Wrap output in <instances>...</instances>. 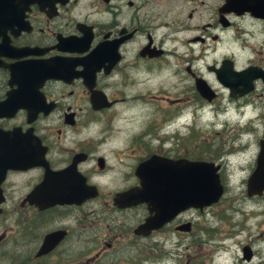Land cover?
Segmentation results:
<instances>
[{"label": "flooded vegetation", "instance_id": "1", "mask_svg": "<svg viewBox=\"0 0 264 264\" xmlns=\"http://www.w3.org/2000/svg\"><path fill=\"white\" fill-rule=\"evenodd\" d=\"M189 1L196 18L202 1ZM159 2L175 4L0 0V264H169L186 239L196 248L177 249L174 264H216L212 251L235 243L233 264H264L261 8L220 0L213 25L185 27L181 9ZM206 26L214 43L196 33ZM224 61L247 70V92L219 81ZM186 160L214 167L210 205H181ZM154 177L163 201L117 199L147 196Z\"/></svg>", "mask_w": 264, "mask_h": 264}, {"label": "water", "instance_id": "2", "mask_svg": "<svg viewBox=\"0 0 264 264\" xmlns=\"http://www.w3.org/2000/svg\"><path fill=\"white\" fill-rule=\"evenodd\" d=\"M242 1L243 0H241V2ZM254 1H257L256 3L261 8V12L259 13V15L264 18V0H254ZM246 3L247 2H243L241 4L242 7L240 11L243 10ZM246 75H247V70L233 71L231 70V68H229V62H226V61L222 63V66L218 69V72H217L219 81L223 85L229 86L230 89L233 88V92L237 94L245 93L247 92L248 87L250 88V84H248V87H247V83L243 82L244 78L247 77ZM195 82H196V85L198 86L200 85V87L205 92L208 91V88L204 84V81H195ZM239 84H242V87H239ZM203 90H199V91L202 92ZM258 160L259 161H257L256 171L259 173L262 170V167L264 168V161H262L259 158ZM185 167H186L185 181H186L187 187L185 188L186 194L183 195L184 196L183 198H185V203L181 202L182 203L181 205L185 207H188V206L203 207V206L210 205V203L215 201L221 193V185L218 182V178L216 176L214 167L211 165V163H208V162L187 161V160L185 162ZM147 182H148L147 185H149L150 187L147 196L145 197L143 196L142 187H141L140 190H135L134 188V189L119 193L117 194V199L119 201L120 200H124V201L126 200H136V201L145 200L146 202H150L154 198L155 201L158 199H161V201H163L164 194L162 192V189L160 188L159 190H156L155 188H152V186H155L156 183L162 185L163 180L159 178L156 182L155 177H154L150 180H147ZM194 182H196L197 184L196 188H193V186H191ZM135 196H138V197H135ZM60 197L61 196L56 198L54 201H57V202L62 201ZM149 223L150 221L146 220L144 225L148 226Z\"/></svg>", "mask_w": 264, "mask_h": 264}, {"label": "rangeland", "instance_id": "3", "mask_svg": "<svg viewBox=\"0 0 264 264\" xmlns=\"http://www.w3.org/2000/svg\"><path fill=\"white\" fill-rule=\"evenodd\" d=\"M170 1H175V4L172 5V6H169L166 3H164V2H159V4H163L165 6H169L173 10L181 9V13L179 15V18L180 19L178 21H180V22L183 23L182 26L188 27V26L192 25L194 22L197 23V24H200V23H203L204 24L206 22H210V24L213 25L214 24V19L209 17L208 7L213 2H218L220 0H201L202 1V6L201 7H197V11H196L197 14H198V17L192 18V19H187L186 18V12H187V10L190 7L193 6V3L191 1H189V0H170ZM201 17H204V19H200ZM182 26H178V27H182ZM209 30H211L212 32H215L216 31L213 28L208 27V26H206V30H202V31H200L199 29L196 30L197 31L196 33L201 34V36H203V38L207 39L208 44L209 43H214L211 40L210 37H208V36L206 37V34H208V31ZM187 31L188 30H183V31L180 32V34L182 36L183 35L186 36L187 34H185V33ZM192 34H190V35H192ZM237 38H239V36H237ZM222 39H223V42L222 43L225 45L224 38H222ZM204 46H205V44H204ZM184 50H185V48H180V51L181 52H183ZM158 119H156V120H158ZM186 122H187V119L185 120V123ZM207 122H208L207 118L206 117H202V127L203 128L201 130H203V132H205L208 135L209 132H210V127H209V125H208ZM197 131H200V130L197 129ZM187 132H188V129L186 128L185 129V133L187 134ZM225 196L227 198H229V197H232L233 194L232 195H228L227 194ZM208 219H209L210 223H212L214 225H217L219 227H220V225H222L223 227L226 226V223L225 222L220 223V222H218L217 219H216L217 221H215L214 220L215 218L212 217V216H211V220H210V216L208 217ZM198 237H200L201 239H206L207 238V235L204 232H202V233H199L198 234ZM245 239H246V236H245L244 233L239 234L237 236V240L238 241H243ZM227 240L230 241V239H226L224 242L225 243H228ZM214 242H216V240H214ZM186 244H187V248L186 249H184V246L183 245H180V247H174L173 248V250H172V256L170 258H168V260H167L169 262V264H174L176 262V261L174 262V260H175V258H177V254H176L177 252L181 256L180 258H183V254H185V253H189V254L190 253H193V251L196 248V246L191 245L190 244V241L188 239H186ZM210 247H211V244L209 242H204L202 244V251H203V253H209V252H207V249L210 248ZM177 249H178V251H177ZM214 250L212 251L213 254H220L219 257L218 256L217 257L215 256L213 258V259L216 260L215 261L216 264H233L234 261H233L232 255L239 253V243L231 244L230 247L228 249H226L224 252L218 251V252L214 253ZM203 258L204 259H209V257H203ZM212 263H213V261H212ZM237 264H240V263H237Z\"/></svg>", "mask_w": 264, "mask_h": 264}, {"label": "bare ground", "instance_id": "4", "mask_svg": "<svg viewBox=\"0 0 264 264\" xmlns=\"http://www.w3.org/2000/svg\"><path fill=\"white\" fill-rule=\"evenodd\" d=\"M164 182H165V181H164ZM194 184H195V182H194ZM162 190H163V189H162ZM163 191H164V190H163ZM147 193H148V192H147ZM147 193H146V194H147ZM161 204H162V203H161Z\"/></svg>", "mask_w": 264, "mask_h": 264}]
</instances>
